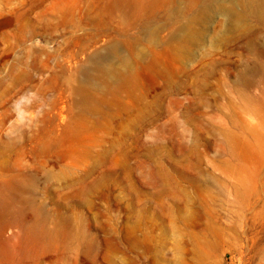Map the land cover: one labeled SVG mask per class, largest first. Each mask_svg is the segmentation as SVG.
I'll return each mask as SVG.
<instances>
[{"label": "rangeland", "instance_id": "374dc122", "mask_svg": "<svg viewBox=\"0 0 264 264\" xmlns=\"http://www.w3.org/2000/svg\"><path fill=\"white\" fill-rule=\"evenodd\" d=\"M87 2L100 0H0V202L14 210L0 215V264H264V24L214 14L184 65L158 6L162 43L140 45L137 86L96 91L84 114L68 78L88 54L71 38ZM54 6L65 17L47 26Z\"/></svg>", "mask_w": 264, "mask_h": 264}, {"label": "bare ground", "instance_id": "6f19581e", "mask_svg": "<svg viewBox=\"0 0 264 264\" xmlns=\"http://www.w3.org/2000/svg\"><path fill=\"white\" fill-rule=\"evenodd\" d=\"M226 3H230L232 7H226ZM79 4L81 5L80 2ZM181 4H184L185 8ZM161 5H167L169 24H177L170 34L169 42L173 59L184 65L188 64L192 47L199 46L200 42L206 39V26L214 14L225 16L231 21L233 27L241 30H246L245 23L248 17H255L264 24V0H184V3L178 0H100L99 4L87 2L83 11L79 6L78 10L72 14L73 18L78 17L76 21L71 22L75 29L71 38L78 45V56L88 54L85 64L77 70L75 77L68 78V82L73 85L82 113L96 114L98 112L97 101L93 97L96 91L120 94L124 89H133L137 86V66L143 63L147 56L145 50L140 49V45L145 42L157 49L162 43L157 37L162 27L155 25L158 6ZM52 9L50 13L42 14L44 16L41 22L47 26L59 24L65 17L63 10L55 6ZM193 9H196L197 13L187 17L188 12ZM183 20H186V23H182ZM16 22L20 26L19 20ZM114 22L117 25L111 29V24ZM85 26H92L93 29H86ZM20 27L23 30L28 29L27 26ZM85 29L87 32L78 34L80 30L86 31ZM94 30L97 31L96 38L104 37L112 30L116 39L100 50L90 51L89 43H91L90 39L95 38ZM35 34L34 27L30 32V37H34ZM123 44L128 45L130 55L125 54ZM33 50L37 53L46 51L42 47H34ZM159 65L162 67L165 63L159 62ZM251 72L247 70L241 75V82L245 85L250 84L249 73ZM173 75L177 80H181L180 74L174 72ZM207 77L198 86L201 95L213 88ZM175 82L171 81V85L174 86ZM173 88L178 89L176 86ZM216 89L221 91L222 84L217 85L214 90ZM248 97L246 95V100ZM260 102L264 105V96ZM242 131L247 133L246 129ZM225 134L230 138L233 132L227 131ZM181 203L185 209L194 210L193 213L201 216L200 208L204 206L203 203ZM9 210L14 211L6 202H0V215L5 212L9 213Z\"/></svg>", "mask_w": 264, "mask_h": 264}]
</instances>
